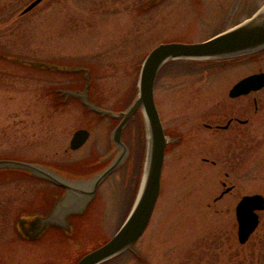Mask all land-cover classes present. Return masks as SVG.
Listing matches in <instances>:
<instances>
[{
    "label": "rangeland",
    "instance_id": "obj_1",
    "mask_svg": "<svg viewBox=\"0 0 264 264\" xmlns=\"http://www.w3.org/2000/svg\"><path fill=\"white\" fill-rule=\"evenodd\" d=\"M31 1L0 0V156L47 165L92 159L105 151L110 161L117 153L110 142L115 120L69 93L81 92L85 79L91 101L124 110L137 93L139 69L152 47L204 40L264 3L42 0L21 14ZM261 71L264 49L216 62L177 58L161 66L154 98L167 147L159 195L131 248L100 264H264V210L245 243L237 239L235 216L242 195L264 196V87L228 96L236 81ZM85 127L88 139L71 149L72 133ZM122 140L128 154L96 195L89 194L90 185H75L53 207L51 213L65 218L50 222L55 215L49 224H70L71 237L56 234L31 243L13 236L14 220L35 212L38 189L52 181L27 171L0 174V264H75L114 234L142 177L146 131L141 110L125 125ZM87 209L81 220H66ZM23 224L31 233L27 221Z\"/></svg>",
    "mask_w": 264,
    "mask_h": 264
},
{
    "label": "water",
    "instance_id": "obj_2",
    "mask_svg": "<svg viewBox=\"0 0 264 264\" xmlns=\"http://www.w3.org/2000/svg\"><path fill=\"white\" fill-rule=\"evenodd\" d=\"M41 1L32 0L24 7L21 13L28 12ZM262 49H264V3L243 21L204 40L195 42H160L145 55L139 69L137 93L126 109L114 111L90 101L87 93L88 81L81 92H69L79 96L81 102L90 110L114 118L121 117L118 124L111 131V141L117 153L106 167L93 174L89 179L61 177L47 164L19 159H0V170L27 171L61 184L66 189L73 190L75 185L84 187L90 185L89 194L93 196L102 180L115 170L127 156L128 149L121 140V133L126 123L134 117L138 110H141L146 131L145 160L134 202L116 232L106 242L82 255L76 264H98L109 259L128 249L145 231L159 195L160 178L167 144L154 99V83L161 66L171 59L223 60ZM8 58L12 59V57ZM17 61L23 63L21 59H17ZM85 70L88 72L87 69ZM262 87H264V72L261 71L249 74L238 80L232 85L228 95L236 97L247 94L250 91H256ZM88 135V130L84 128L74 131L69 141L70 148L76 149L80 147L86 141ZM229 189L230 187H226L219 196ZM83 190L80 189V191ZM261 210H264L263 195L254 193L244 194L240 197L235 205L237 239L239 243H245L254 232L259 224V211ZM21 219L26 218L22 217Z\"/></svg>",
    "mask_w": 264,
    "mask_h": 264
},
{
    "label": "flooded vegetation",
    "instance_id": "obj_3",
    "mask_svg": "<svg viewBox=\"0 0 264 264\" xmlns=\"http://www.w3.org/2000/svg\"><path fill=\"white\" fill-rule=\"evenodd\" d=\"M114 120H115V124H116L118 122V119H114ZM231 121H232V119L229 118V120L227 121V124L229 125ZM207 126H209V125H207ZM219 126L220 125H217L216 127H219ZM85 128L89 131V129L87 127H85ZM123 131H124V129L122 130V133H123ZM89 133H90V131H89ZM122 133H121V138H122ZM106 153H107V151H105L101 155H98V157L97 156L91 157L92 159L87 158V159H83L81 161H75V162H71V161L50 162V164H52V169L55 170L56 173L58 175H60L61 177L62 176L63 177H65V176L70 177V174H66V173H68L67 171H72L77 176H86L83 178H88V177H90L89 173H91V172L94 173L96 170H101V168H104L108 164L107 159L109 158V155H107V154H109V152L107 154ZM99 156H101V157H99ZM113 156H114V154H113ZM0 158L21 159L17 156H8V155L0 156ZM99 159H101V161ZM11 171H12L11 169H5L4 171H0V174H2V173L10 174ZM14 171H15V174H22V171H18V170H14ZM48 183L50 185H48L47 188H44V189L40 188V189H38V192L36 193L37 207L35 208V212L24 215V216H27L25 221H27V223L29 224L28 228H31L32 232L31 233L27 232V229L25 228L27 225L26 224L22 225V223H24V221L23 222L19 221L21 228H19V229L17 228L16 222H18L19 217L21 218V216H22L21 213L19 214L20 216H18L14 220L15 224L13 226H14V232H16V233L12 234V235L16 236V237L18 236L17 238L20 241L37 243L46 236H49L53 239L57 235H61L62 237H71V231L75 232L74 227L71 226L70 224L68 225V227H66V226L63 227V225H62L61 228L55 227V226H53V224H49L51 222L50 220L53 217H55V215L58 216L57 219H64L65 218V217L64 218L59 217L58 214H53L51 212L53 211L52 209L54 206H56L58 203H62V199H64L65 195H66V192H65L66 188H65V186H63L61 184H57L55 182H52V183L47 182L46 184H48ZM0 184H4V182H0ZM97 189H98V186L96 188V192H97ZM93 201H94V199H92V202ZM92 202H90V204ZM87 213H88V209L84 213L76 214L73 217L66 218V220L68 221L69 219H71L74 222H75V220L77 222L78 219L81 220V218L86 216ZM42 222H45L46 224H42ZM26 232L29 234V236L31 235L30 238L26 237L28 235V234H25Z\"/></svg>",
    "mask_w": 264,
    "mask_h": 264
},
{
    "label": "trees",
    "instance_id": "obj_4",
    "mask_svg": "<svg viewBox=\"0 0 264 264\" xmlns=\"http://www.w3.org/2000/svg\"><path fill=\"white\" fill-rule=\"evenodd\" d=\"M255 249V248H254ZM256 260H257V258H256ZM261 260V259H260ZM242 263H243V261H242ZM249 264H253L252 262L251 263H249ZM256 264H259V262L258 261H256Z\"/></svg>",
    "mask_w": 264,
    "mask_h": 264
}]
</instances>
